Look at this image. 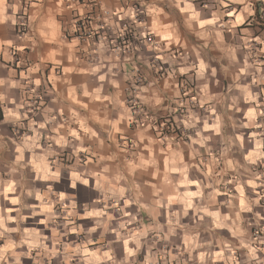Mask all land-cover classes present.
<instances>
[{
	"label": "crops",
	"instance_id": "obj_1",
	"mask_svg": "<svg viewBox=\"0 0 264 264\" xmlns=\"http://www.w3.org/2000/svg\"><path fill=\"white\" fill-rule=\"evenodd\" d=\"M99 1L0 0V264H264V0Z\"/></svg>",
	"mask_w": 264,
	"mask_h": 264
},
{
	"label": "built area",
	"instance_id": "obj_2",
	"mask_svg": "<svg viewBox=\"0 0 264 264\" xmlns=\"http://www.w3.org/2000/svg\"><path fill=\"white\" fill-rule=\"evenodd\" d=\"M65 2L68 3L69 5L73 6V7L85 6L91 10L99 9L101 6L100 5L101 3L99 0H65ZM145 8H146V6H145V3L143 0H134V9H133L132 17L138 19L139 22H143V18L146 15V9ZM102 12H103L104 16H106V17L115 16L114 12L109 11L107 9L102 10ZM81 20L83 21V25H84V21H86V20L80 19L79 21H81ZM19 29H20L19 30L20 36H26L29 33L30 29H29L28 15L27 14H25L21 17L20 23H19ZM79 30H81V33H80L81 39L86 38L83 28H81ZM120 38H121L122 42L120 45L117 46V48H116L117 50L123 49L122 47H124L126 45L127 40H128L126 35H122ZM143 39L150 44H154V39L149 34H146V36H144ZM138 81H139V83H142L141 78H139ZM129 104L131 105V108H133V110L136 113V119L134 120V123L137 124L136 126L142 127V126H146L148 124L153 125V127H155V129L159 135V138L161 140L166 139L170 134L183 136L182 135L183 131L180 130L179 128H176L174 126V124L171 123L172 121L166 120V121L160 123L153 116H151V114L148 112V110L143 108L136 100L129 101ZM251 239L253 241L252 243H253L254 247H256L257 249L259 248V246L264 245V242H263V239H264V216L257 219L255 224L253 225Z\"/></svg>",
	"mask_w": 264,
	"mask_h": 264
}]
</instances>
